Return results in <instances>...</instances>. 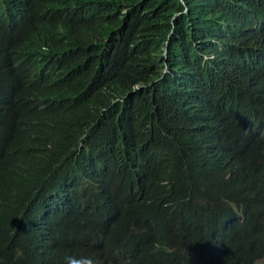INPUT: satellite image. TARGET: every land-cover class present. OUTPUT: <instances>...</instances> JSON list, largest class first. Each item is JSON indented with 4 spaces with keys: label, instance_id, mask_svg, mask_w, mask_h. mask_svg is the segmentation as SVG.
Returning <instances> with one entry per match:
<instances>
[{
    "label": "trees",
    "instance_id": "16d2710c",
    "mask_svg": "<svg viewBox=\"0 0 264 264\" xmlns=\"http://www.w3.org/2000/svg\"><path fill=\"white\" fill-rule=\"evenodd\" d=\"M28 1L46 15L49 51L18 33L9 42L0 27V74L16 80L30 103L2 168L19 192L9 212L0 213V244L27 253L38 242L51 264L70 255L100 262L109 246L135 241L136 229L165 249L168 264L230 255L229 242L198 249L220 229L172 210L183 184L159 199L148 187L151 176L179 182L172 154L155 158L165 136L218 137L234 148L226 169L240 187L254 188L248 236L234 243L247 247L240 263H249L264 226V145L245 123L234 122L229 105L264 76L263 7L257 0H186L189 12H178L172 0ZM210 42L223 49L209 51ZM205 54L214 59L208 63ZM53 164L58 177L48 175ZM79 175L113 183L118 226L100 229L86 219L70 185ZM91 205L83 206L90 214ZM16 264H26L23 256Z\"/></svg>",
    "mask_w": 264,
    "mask_h": 264
},
{
    "label": "clouds",
    "instance_id": "9594fccd",
    "mask_svg": "<svg viewBox=\"0 0 264 264\" xmlns=\"http://www.w3.org/2000/svg\"><path fill=\"white\" fill-rule=\"evenodd\" d=\"M172 2L178 12H189L186 0H172ZM257 2L263 7L259 26L264 32V0ZM47 24L44 11L33 2L0 0V27L6 30L9 42L18 33L27 44L40 47L41 52H48L49 48L45 44ZM213 46L217 51L223 49L219 42H210L208 50L211 51ZM214 56L205 54L203 58L209 63ZM8 79H12L15 85ZM226 104H229L227 98ZM29 108V100L21 95L17 81L7 74H0V213L9 212L18 196L17 182L9 176L7 179L2 173V168L11 154L13 130L26 120ZM229 110L234 122L245 123L261 136L264 145V76L253 81L249 91L237 102H230ZM155 155L156 161L162 155L169 157L171 155V162L180 179L179 182L171 180L154 182L151 176L148 187L153 191L152 195L157 199L163 198L167 189L183 184L181 196L171 204L172 210L184 216L189 222H201L207 219L214 227L220 229L217 236H210L211 239L199 244L198 249L206 251L229 242L227 248L232 254L202 255L200 259L203 260V264H241L240 261L247 252V247L244 249L245 246L239 247L234 243L248 236L244 228L251 217L254 188L240 187L235 174L226 169L225 160L232 162L235 157L233 146L218 137L203 140L194 137L169 139L165 136L160 140ZM48 175L58 177L59 166L51 165ZM1 179L5 186L2 185ZM70 185L86 219L100 229H112L118 226L120 215L114 207L113 200L117 197L111 181L100 182L93 176L90 181H83L79 175L71 180ZM88 202L92 203L91 214L83 207ZM19 227L20 223L15 229ZM154 231L150 229L149 234ZM131 236L137 239L129 246L120 247L116 244L109 246L106 256L100 262L94 261L91 257L70 255L65 258L64 264L169 263L165 249L153 242L151 240L153 237L136 229L131 230ZM10 244L11 242L0 244V264H16L21 256L26 264H51L46 248L38 242H35L30 249H26L27 253ZM253 244L255 249L252 250L251 259L249 263L243 264H264V226Z\"/></svg>",
    "mask_w": 264,
    "mask_h": 264
}]
</instances>
